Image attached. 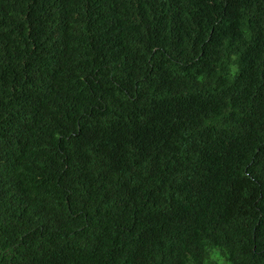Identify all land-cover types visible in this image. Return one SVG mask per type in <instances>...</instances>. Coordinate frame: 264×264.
<instances>
[{
  "label": "trees",
  "instance_id": "1",
  "mask_svg": "<svg viewBox=\"0 0 264 264\" xmlns=\"http://www.w3.org/2000/svg\"><path fill=\"white\" fill-rule=\"evenodd\" d=\"M0 264H264V0H0Z\"/></svg>",
  "mask_w": 264,
  "mask_h": 264
}]
</instances>
